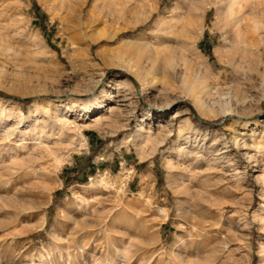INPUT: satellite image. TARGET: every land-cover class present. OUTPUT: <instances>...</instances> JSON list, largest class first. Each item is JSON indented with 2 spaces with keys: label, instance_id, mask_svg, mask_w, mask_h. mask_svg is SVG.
<instances>
[{
  "label": "rangeland",
  "instance_id": "rangeland-1",
  "mask_svg": "<svg viewBox=\"0 0 264 264\" xmlns=\"http://www.w3.org/2000/svg\"><path fill=\"white\" fill-rule=\"evenodd\" d=\"M93 2L0 0V264H264V39Z\"/></svg>",
  "mask_w": 264,
  "mask_h": 264
},
{
  "label": "bare ground",
  "instance_id": "bare-ground-1",
  "mask_svg": "<svg viewBox=\"0 0 264 264\" xmlns=\"http://www.w3.org/2000/svg\"><path fill=\"white\" fill-rule=\"evenodd\" d=\"M78 1L80 3L81 9H82V7L85 5L87 0H78ZM202 1L204 2L205 0H202ZM218 1L221 3V5L227 7L226 22L229 24L235 25L237 27L238 37L242 40V43L244 42V44L250 45V42L252 41V43L256 44L258 41H262L264 39V36L261 34L264 31V23L261 22L259 20V17H258L262 14L264 15V0H218ZM53 2H54V4H56L60 8H62L67 2H70V0H53ZM135 3H136V0H123L120 2H118V0H101V1L100 0H94L93 4L91 5L92 8H90V9L91 10L93 9V12L99 11V12L104 13V14L107 13V15L105 14V16L102 17L107 22L109 20V17H112V15L116 12L118 6H121L122 8H124V7L128 8L132 5H135ZM223 6H221L222 8H220V7H218V8L224 9ZM119 9H121V8H119ZM125 11H127V10H125ZM191 11L193 13L195 10H191ZM118 13H119V11H118ZM95 15H96V13H95ZM60 17H61V15H60ZM261 18H264V17L261 16ZM78 19H79L78 23H80L81 25H85L87 23V21H89L88 19H86V22H83V18L81 17V15L78 17ZM63 20H64V18H63ZM63 20H62V22H63ZM92 20H91V22H93ZM64 21L66 22V20H64ZM95 21H99V19L97 18L94 20V22ZM117 22L119 23V20H117ZM248 22L250 23V25H253V27H252L253 33L248 31V29H246V27H245V30L241 28V26L244 23H245V25H246V23L249 24ZM112 111H113V108H110L109 113ZM177 117H178V115L176 114L172 118V120L177 118ZM101 119H102V117L100 115H97V116L93 117L92 122L96 123V122L101 121ZM68 122H69V120H67V118L65 120L61 121V125L63 124L62 129L68 130V125H69ZM169 135H171V134H169ZM4 168H6V167H3V169L0 170V174L4 177L12 175V173H13L12 171L15 170L12 168L13 170L11 171V170L4 169ZM18 170H19V168H18ZM163 215H164V213H163Z\"/></svg>",
  "mask_w": 264,
  "mask_h": 264
},
{
  "label": "built area",
  "instance_id": "built-area-1",
  "mask_svg": "<svg viewBox=\"0 0 264 264\" xmlns=\"http://www.w3.org/2000/svg\"><path fill=\"white\" fill-rule=\"evenodd\" d=\"M159 214L163 216V212L160 211Z\"/></svg>",
  "mask_w": 264,
  "mask_h": 264
}]
</instances>
